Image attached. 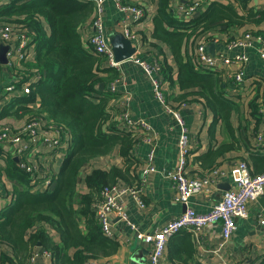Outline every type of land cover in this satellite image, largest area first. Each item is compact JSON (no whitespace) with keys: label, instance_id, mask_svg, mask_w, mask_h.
<instances>
[{"label":"trees","instance_id":"16d2710c","mask_svg":"<svg viewBox=\"0 0 264 264\" xmlns=\"http://www.w3.org/2000/svg\"><path fill=\"white\" fill-rule=\"evenodd\" d=\"M223 1L225 4L211 3L205 9L201 6L194 17L181 21L170 0H157L152 38L162 44L174 41L172 44L178 54V69L174 75L182 94L173 103L200 102L227 128L231 111L229 106H223L220 91L222 86L229 85L235 92L236 83L220 84L213 78L214 74L196 71L180 54L181 46L188 40L196 43L195 62V51L201 40H211L231 30L244 27L251 30L264 25V8L252 7L250 2L254 0ZM93 6L91 1L85 0H23L21 3L10 1L0 8V26L35 34L36 47L35 58L22 62V67L29 69L26 77L30 82L35 81L31 92L3 107L0 119L14 117L26 119L28 123L37 116L65 129L72 141L67 158L60 159L59 168L56 163L58 172L50 187L38 192H32L34 175L20 170L10 154L2 158L0 147V158L4 161L3 166L0 165V182L2 184L6 177L5 180L12 183V192L5 195L0 192V264H29L38 245L49 253L52 264L98 261L112 256L119 247L117 241L101 231L96 206L104 187H112L128 177L139 178L141 162L130 157L140 137L118 124L110 111L114 97L105 84L118 78V70L95 51L89 36L82 38L84 22L91 25L95 18L92 19ZM251 32L264 37V32ZM36 74L42 78L36 80ZM162 74L164 81L169 82L167 89L173 88L172 74L164 70ZM101 83L104 84L102 91L99 90ZM35 102L39 103V111L33 108ZM251 107L250 116L257 123L262 115L257 104ZM247 139L250 140V135ZM230 146L222 144L212 148L207 156V167H217L230 152ZM113 151L118 152L121 167L93 169L82 176L86 165ZM261 156L262 160L253 163V175L264 173V155ZM51 234H57L58 243ZM180 248L186 255L191 254L187 244ZM174 257L180 258L170 256L172 260ZM260 264H264V257Z\"/></svg>","mask_w":264,"mask_h":264},{"label":"crops","instance_id":"0c3cea01","mask_svg":"<svg viewBox=\"0 0 264 264\" xmlns=\"http://www.w3.org/2000/svg\"><path fill=\"white\" fill-rule=\"evenodd\" d=\"M134 1L139 3L145 13L144 18L140 22H135L129 11L118 10L112 0H103L101 3L99 18L102 23L106 44L112 50L117 49L119 46L121 49H125L128 41L132 44V47H137L138 56L141 60L147 61L157 57L162 67V72L164 70L166 74H172L174 87H170L173 90L169 94L170 108L175 110L173 111L174 113L178 114L183 122V128L187 132L190 150L187 176L189 178H207V182L202 186L201 191L189 200V205L198 214L206 213L213 204L220 200L224 192L235 189L231 171L239 160H245L250 169L253 170V163L263 159L261 155H264V115L256 123L250 113L253 111L251 105L255 103L259 107L258 110H261L264 114L263 43L255 39L256 36H261L264 42V37L261 34L251 32V30L264 32V25L261 28H252L251 30L250 27L235 31L231 30L228 34L215 35L211 40L208 38V40L199 41L200 44H204L206 51L214 58L215 64L220 66L221 69L223 63L219 60V54H223L224 57L232 60L242 56L246 57L245 61L236 60L234 63L225 66L226 71L243 72L244 74L243 81L236 84L235 92L231 86L226 85L229 80L223 71L218 73L211 69L202 70L195 64L193 53L196 43H191L188 40L187 44L185 43L181 46L180 54L184 62L190 61L196 71H209L214 74L213 78H216L220 84L223 82L226 85L225 88L222 86V91H220L223 95V106H229L231 111L229 128H226L218 117L213 116L205 105L200 102L193 101L177 105L173 103L178 101V96L182 94V91L178 88L176 75H174L178 69V54L172 44L174 41H169V44H162L152 38L157 0ZM170 1L175 9L176 16L178 6L186 1L201 3V9L208 8L211 3L219 2L220 4H225L223 0ZM9 3V0H0V8ZM92 3L94 4L93 19L97 11L96 4ZM250 4L252 7L264 8V0H254ZM84 23L81 27V34L83 39H87L91 33V25L88 21ZM126 29L135 36V41L125 37ZM246 34L251 35V38L246 40L248 45L245 47L234 46L231 47L232 49L227 50L229 41L235 38H244ZM211 44H213L212 47ZM35 53L36 47L30 48L24 62H27L29 57L34 59ZM19 67L25 75H28L29 69L23 68L21 62ZM117 70L119 72L118 78L110 84H105V86L107 85L106 89H110L111 84L114 85L115 89L113 92L114 99L110 104V111L117 123L123 124L127 130L130 129L121 120L123 114H127L133 122L141 121L149 125L154 137L152 167L155 171L146 175V182L140 197L143 203L142 208L138 207L131 195L126 193L122 199L126 206L127 222L118 219L113 214L109 215L111 223L110 236L108 238L117 241L119 247L115 254L107 258H99L97 262L99 264H149L148 257L153 245L151 242L143 241L139 235L161 229L183 210V206L173 201L174 192L170 187L169 181L165 178L166 174L173 172L177 166L179 137L182 133V127L172 113L162 109L159 105V102L154 97L152 83L144 76L138 65L125 59L119 62ZM13 79L14 77L8 67L2 65L0 68V88L13 81ZM27 79L30 78L27 77ZM167 83L169 82L165 81V89H167ZM7 118L0 119V126L1 122ZM256 134L262 136L263 142L260 145L255 143ZM249 135L250 140L247 139ZM222 144H230V152L225 154L217 167L208 168L207 156L210 150ZM150 150L148 145L139 143L130 157L141 162L142 168L138 174L139 178L128 177L126 181H118L113 186L120 189L127 187V185H138L147 167L146 160ZM69 151L70 149H65L57 156L54 163L56 171V163L58 167L60 159L62 161L66 159ZM1 154L2 158L9 155L7 150L2 151ZM14 158L12 157V159ZM3 162L0 158V165L3 166ZM33 163L36 164V161L33 160ZM113 166H122V160L116 151L89 163L83 168L81 174L83 176L93 169L105 170ZM5 178L2 184L0 182L2 195L12 192V183L9 180H5ZM261 198H264V193ZM247 207L249 210L248 219L237 220L235 233L221 249L218 248L221 242L218 238V233L220 232L219 224L213 227L214 233L201 232L198 237L199 243L195 242L191 234L182 232L169 239L160 264H260L261 258L264 257V224L258 225L255 215L258 212H264V207L253 201L248 202ZM51 235L58 243L57 234ZM185 244L191 249L190 255H186L180 248ZM43 252L46 251L39 245L36 246L29 259V264H52L51 256L45 255ZM172 255H179L180 258L174 257V260H172L170 258Z\"/></svg>","mask_w":264,"mask_h":264},{"label":"built area","instance_id":"2783aa9c","mask_svg":"<svg viewBox=\"0 0 264 264\" xmlns=\"http://www.w3.org/2000/svg\"><path fill=\"white\" fill-rule=\"evenodd\" d=\"M19 3L23 0H9ZM96 4L97 14L92 20L91 34L89 35V43L95 48L98 54L103 55L108 60L112 68L117 69L119 63L115 62L114 54L111 48L108 47L105 41L104 32L99 14L101 13V3L103 0H85ZM118 10L129 11L135 22H140L144 18V10L139 3L134 0H112ZM201 3L196 1H186L180 3L177 8V16L181 21H185L190 17H194L198 9L201 8ZM125 37L135 41V36L128 30H125ZM35 34L30 35L28 32H20L11 26H0V45L8 46L6 52L7 64H5L13 81L0 88V111L3 107L13 103L16 99L25 97L31 92V85L35 82H30L27 79L19 64L26 60L27 52L30 48H34L33 39ZM242 38V37H241ZM235 38L227 43V50L234 46H246V40L251 38L250 34H246L244 38ZM258 42L263 43L262 55L264 57V42L261 36L255 38ZM132 45V44H131ZM134 53L127 61L138 65L144 73V76L152 83L155 99L159 102L162 109L172 113L179 125L182 127V133L179 137L178 146V163L173 172L167 173L165 178L170 183V187L174 192L173 201L183 206L182 212L173 217L169 223L153 231L152 233H142L139 237L145 242L152 243V250L149 253V264H160L166 250L167 242L172 237L180 233H189L193 236L195 242H198V237L201 232L214 233L213 227L220 225L218 238L220 239L219 249H221L235 233L237 229V220H246L249 217L247 203L253 201L255 203L261 198L264 193V173L251 174V169L245 160H239L231 171L232 182L235 189H230L223 193L220 200L213 204L211 209L206 213L198 214L189 205V200L199 193L202 186L206 184L207 178H189L187 176V166L189 157L188 137L187 132L183 128V122L177 113L171 109L169 94L173 92L171 88L165 89V81L162 74V67L157 58L150 60H141L138 56L137 47L134 46ZM17 55V56H16ZM219 60L222 61V69L215 64L214 58L206 51L203 43L197 46L195 51L196 65L202 69H211L215 72H224L229 81L236 84L243 81V72H232L225 70V66L234 63L236 60L245 61L246 57H238L234 60L224 57L219 54ZM2 64H0V68ZM40 77V74H36ZM110 92L115 91L114 85L111 84ZM34 110L39 111V103L35 102ZM259 113L263 116V112ZM122 122L140 137V143L150 147V153L146 160L147 167L143 172L140 182L136 186H127L118 189L115 186L104 187L101 191V200L96 206V219L101 228V231L106 237L110 236V214H113L118 219L127 222L126 206L123 201V195L128 193L133 201L142 208L141 194L146 182V175L154 172L152 161L154 158V137L148 124L141 121L133 122L127 114H123ZM256 145H260L263 140L262 136L255 135ZM0 147L3 151L7 150L13 158L18 159V167L25 173L34 175L35 181L32 192L49 188L52 180L57 174L54 169V163L60 152L71 147V137L62 127L52 124L46 119L37 117L29 121L22 128L12 129L9 126H0ZM49 149V150H46ZM36 161V164L33 163ZM215 172V171H213ZM258 225L264 224V212H258L255 215ZM134 229V227L132 226ZM216 252V251H215ZM214 252V253H215ZM218 252V251H217ZM49 255L47 252H43ZM85 264H99L97 261H87Z\"/></svg>","mask_w":264,"mask_h":264},{"label":"water","instance_id":"95a60500","mask_svg":"<svg viewBox=\"0 0 264 264\" xmlns=\"http://www.w3.org/2000/svg\"><path fill=\"white\" fill-rule=\"evenodd\" d=\"M127 41V40H126ZM213 46V44H211V47ZM9 49L8 46H3L0 45V64L5 65L7 64V60H6V52ZM113 54H114V60L115 62H121L124 61L125 59L127 60L128 58H130L132 56V54L134 53V48L132 47V45L127 41L126 45H125V49H121V47L119 46L117 49H113ZM104 89V84H100L99 85V90L102 91ZM14 161L17 163L18 159L14 158ZM258 203L264 207V198H261L258 200ZM262 207V208H263ZM264 209V208H263Z\"/></svg>","mask_w":264,"mask_h":264},{"label":"rangeland","instance_id":"374dc122","mask_svg":"<svg viewBox=\"0 0 264 264\" xmlns=\"http://www.w3.org/2000/svg\"><path fill=\"white\" fill-rule=\"evenodd\" d=\"M17 56V55H16ZM27 124L26 119L18 120L12 117H8L6 120L1 122V125L9 126L12 129L22 128Z\"/></svg>","mask_w":264,"mask_h":264}]
</instances>
